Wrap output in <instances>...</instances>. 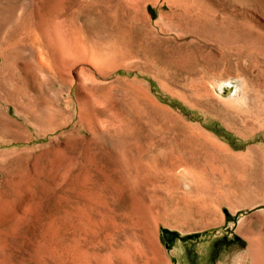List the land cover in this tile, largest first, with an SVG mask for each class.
I'll return each mask as SVG.
<instances>
[{"label":"rangeland","instance_id":"rangeland-1","mask_svg":"<svg viewBox=\"0 0 264 264\" xmlns=\"http://www.w3.org/2000/svg\"><path fill=\"white\" fill-rule=\"evenodd\" d=\"M250 247L264 259V0H0V264Z\"/></svg>","mask_w":264,"mask_h":264},{"label":"bare ground","instance_id":"bare-ground-1","mask_svg":"<svg viewBox=\"0 0 264 264\" xmlns=\"http://www.w3.org/2000/svg\"><path fill=\"white\" fill-rule=\"evenodd\" d=\"M116 51H117V50H116ZM119 53H120V52H119ZM119 53H118V54H119ZM107 54H108V53H107ZM103 55H104V54H103ZM119 55H120V54H119ZM102 58H103V57H102ZM140 58H141V57H140ZM125 59H126V58H125ZM109 60H110V59H109ZM112 60H113V59H112ZM115 60H116V58H115ZM127 60H128V59H127ZM172 61H173V60H172ZM100 62H101V63H100ZM100 62H99V65L102 64L103 61H100ZM114 62H115V61H114ZM125 62H126V61H125ZM125 62H123V63H125ZM106 64H107V63H106ZM108 64H109V63H108ZM114 64L116 65V63H114ZM121 65H122V64H121ZM104 66H105V65H104ZM177 66H178V65H177ZM113 67H114V66H113ZM229 85H230V82H229V81H226V82L223 83V85H222L221 87H224V86L229 87ZM246 244H247V243H246ZM247 249H248L247 253H248V256H249L248 258H251V260H252V261L250 260V261H251V264H264L263 255L260 254V251H259V250H258V251H259V254H258V255L256 254V257H255V256H254V254H255V253H254V249L251 248V247H250V248H247ZM247 249H246V250H247ZM243 255H244V254H243ZM242 257H243V256H242ZM242 257H241V258H242ZM248 258H247V259H248ZM245 261H246V260H245ZM246 262H247V261H246ZM243 263H244V261H243Z\"/></svg>","mask_w":264,"mask_h":264},{"label":"water","instance_id":"water-1","mask_svg":"<svg viewBox=\"0 0 264 264\" xmlns=\"http://www.w3.org/2000/svg\"><path fill=\"white\" fill-rule=\"evenodd\" d=\"M161 233H162L163 238L165 239L175 237L177 235L174 232H169V231H162ZM178 239H184V237H178Z\"/></svg>","mask_w":264,"mask_h":264},{"label":"flooded vegetation","instance_id":"flooded-vegetation-1","mask_svg":"<svg viewBox=\"0 0 264 264\" xmlns=\"http://www.w3.org/2000/svg\"><path fill=\"white\" fill-rule=\"evenodd\" d=\"M171 238H173V237H171ZM171 238H168V239H171Z\"/></svg>","mask_w":264,"mask_h":264}]
</instances>
